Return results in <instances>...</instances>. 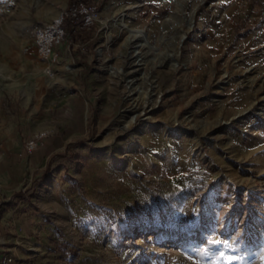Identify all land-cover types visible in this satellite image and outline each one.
Returning a JSON list of instances; mask_svg holds the SVG:
<instances>
[{"label":"rangeland","instance_id":"rangeland-1","mask_svg":"<svg viewBox=\"0 0 264 264\" xmlns=\"http://www.w3.org/2000/svg\"><path fill=\"white\" fill-rule=\"evenodd\" d=\"M80 1L49 77L33 31L75 0H0V259L261 264L264 0Z\"/></svg>","mask_w":264,"mask_h":264},{"label":"built area","instance_id":"built-area-1","mask_svg":"<svg viewBox=\"0 0 264 264\" xmlns=\"http://www.w3.org/2000/svg\"><path fill=\"white\" fill-rule=\"evenodd\" d=\"M78 3L70 7L67 11L61 13L46 25H38L33 31L34 42L37 54L44 61L45 73L49 77L55 74V65L58 62V50L63 45L66 38V22H79L81 26H90L94 23L96 11L95 8L86 6L80 0ZM44 134L36 135L27 140L24 148L26 154H32L38 147L39 141L44 137ZM12 259L7 255H3L0 259V264H11Z\"/></svg>","mask_w":264,"mask_h":264},{"label":"bare ground","instance_id":"bare-ground-1","mask_svg":"<svg viewBox=\"0 0 264 264\" xmlns=\"http://www.w3.org/2000/svg\"><path fill=\"white\" fill-rule=\"evenodd\" d=\"M194 12H195V9L193 10V12H192V15H190V17L187 19V21H186V26L187 27H189V28H192L193 27V18H192V16H193V14H194ZM60 15V14H59ZM125 26H126V29H128L133 35H135L136 37H137V39H138V43L134 46V48H133V56H132V67H133V70H132V73L135 75H141V73L143 72V69L145 68L144 67V65H145V63L143 62V60H144V57H145V55H144V53L142 52V49L143 48H148V49H150V50H154V51H156L157 50V47L156 46H154L152 43H151V41H150V38H149V35L148 34H146L145 32H143V31H137V30H134L130 25H126L125 24ZM184 38V34H182V36H181V40ZM170 59H172V60H175L174 62H177L176 60H177V54H175V53H168V55H167ZM192 61V58L191 57H189L188 58V60H187V62H185V65H188L190 62ZM175 65V64H174ZM189 66V65H188ZM111 73H115V72H111ZM118 73V72H117ZM122 74V73H121ZM137 77V76H136ZM144 76L142 75L141 76V78L139 77V78H137L138 80H144V79H146L147 77H144ZM135 79L133 78L132 79V81H134ZM263 83H264V80H263ZM150 86H151V92H152V96H154L155 97V99H154V101H152V103L151 104H149V105H147V104H140L139 103V101H140V98H139V100H138V102H137V104L135 105V107H134V109H135V111H137L138 112V116L137 117H141L142 115H144V114H147L148 112H150L153 108H154V106L157 104V100H158V98H159V94H160V92H159V90H158V85H156L155 84V82L154 81H151V84H150ZM140 94V93H139ZM142 94V93H141ZM131 95H133V97L134 96H138V93L137 92H134V91H132V93H131ZM135 99L137 100V98L135 97ZM136 100H135V102H136ZM134 111V112H135ZM135 117V116H134ZM132 123L133 122H131V124L130 125H132Z\"/></svg>","mask_w":264,"mask_h":264},{"label":"snow or ice","instance_id":"snow-or-ice-1","mask_svg":"<svg viewBox=\"0 0 264 264\" xmlns=\"http://www.w3.org/2000/svg\"><path fill=\"white\" fill-rule=\"evenodd\" d=\"M214 243H218V242L214 241ZM229 247H231V245H229ZM219 259L221 261H227V264H233L234 261L243 260L244 257H239V256H236V255H227L226 256L223 253H221ZM260 260H261V264H264V254H261Z\"/></svg>","mask_w":264,"mask_h":264},{"label":"trees","instance_id":"trees-1","mask_svg":"<svg viewBox=\"0 0 264 264\" xmlns=\"http://www.w3.org/2000/svg\"><path fill=\"white\" fill-rule=\"evenodd\" d=\"M75 3L77 4L78 3V1L77 0H75ZM74 3V4H75ZM74 6V5H73ZM78 24H80V21L79 22H76V21H74V22H71V21H67L66 22V28L68 29V28H74V26H76V25H78Z\"/></svg>","mask_w":264,"mask_h":264},{"label":"crops","instance_id":"crops-1","mask_svg":"<svg viewBox=\"0 0 264 264\" xmlns=\"http://www.w3.org/2000/svg\"><path fill=\"white\" fill-rule=\"evenodd\" d=\"M16 168H18V167L14 166V168H13V171H14V172H15V169H16Z\"/></svg>","mask_w":264,"mask_h":264}]
</instances>
